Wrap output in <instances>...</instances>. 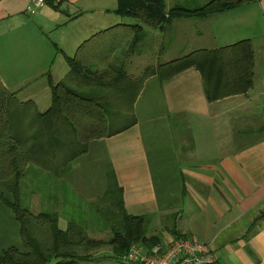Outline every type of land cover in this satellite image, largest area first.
Listing matches in <instances>:
<instances>
[{"label": "crops", "instance_id": "0c3cea01", "mask_svg": "<svg viewBox=\"0 0 264 264\" xmlns=\"http://www.w3.org/2000/svg\"><path fill=\"white\" fill-rule=\"evenodd\" d=\"M116 5L117 0H62L58 4L50 0L28 12L31 0H0V40L6 41L9 48L7 64L0 62L3 85L7 87V82L18 84L40 74L47 79L45 84L49 88L48 75L43 73L53 46L66 62V56H73L77 47L97 32L119 23H134L124 22L122 18L126 17L114 11ZM175 5L188 9L200 6L187 7L182 3L172 6ZM46 13L55 20L51 21L54 26L74 27L65 30L70 32L68 38L62 37L67 45L49 47L42 35H32L31 24L44 28L39 18ZM31 14H36L34 21L28 18ZM112 14L121 19L112 18ZM83 17H87L86 23L77 22ZM155 29L157 32L147 33L143 28V36L134 46L129 36L123 42L129 54L125 53V56L120 42L115 39L122 34L123 28L94 37L93 40L109 35L116 46L112 51V46L107 43L100 44L87 50L86 56L91 59L99 49L109 50L105 52L109 58L104 64L109 62L122 70L112 76L120 91L106 92L110 96L113 115L110 129H122L133 118L135 121L116 134L91 140L89 147L97 143L96 148L103 153L108 168L113 169L122 188L127 212L150 215L148 233L158 234L161 237L159 243L172 239L174 229L179 234L207 243L221 264H264V217L256 219L264 208V114L258 121L256 119L264 87L260 85L258 90L254 89L258 65L264 66V0L206 16L177 17ZM244 39L251 41L254 51L253 83L246 93L208 101L200 72L195 67H188L164 80H159L156 74L141 79L148 66ZM149 40L153 42L152 47L145 44ZM141 51L140 59L144 61L149 57V63L138 67L134 54L140 56ZM115 53H121L122 58H115ZM46 73L50 74L49 71ZM64 75L54 79L50 74L53 82ZM263 78L264 75L260 83ZM153 82L156 83L152 84L154 92L142 104L144 110L151 111L154 98L160 97L164 114L176 118L186 131L182 142L186 157L175 156L167 168L160 164V159L156 165L151 162L150 146L137 117V108L141 106L139 100L146 86ZM12 93L15 96L16 93ZM34 111L35 105L31 112ZM176 146L181 147L179 143ZM67 172L61 177L62 181L67 179ZM104 172L106 175L107 169ZM53 212L58 215V227L65 229L70 219L63 218L59 211Z\"/></svg>", "mask_w": 264, "mask_h": 264}, {"label": "trees", "instance_id": "16d2710c", "mask_svg": "<svg viewBox=\"0 0 264 264\" xmlns=\"http://www.w3.org/2000/svg\"><path fill=\"white\" fill-rule=\"evenodd\" d=\"M254 1L259 0H208L194 9L177 5L166 9L163 0H117L115 13L136 22L113 25L84 40L73 56L65 57L69 69L59 81L53 82L47 73L51 103L43 112L32 113L34 104L30 100L17 103L0 80V187L9 193L6 196L0 191V201L11 210L20 238L19 245L0 250V264H99L107 256L123 264L133 244L149 249L161 242L158 234L148 233L149 214L133 215L125 209L122 188L112 168L107 169L106 188L100 198L111 197V211L101 212L104 218L110 214L106 218L111 230L107 241L90 237L75 220L60 229L56 212L30 211L20 202V180L29 166L61 177L77 158L87 153L91 140L111 136L134 123L135 118L122 129H110L113 115L107 93L120 91L112 76L122 70L109 62L104 64L109 58L105 52L109 50L99 49L91 59L86 56L88 44L96 35L121 27L124 30L115 39L120 42L121 36L130 34L134 46L143 36V24L160 28L177 17L206 16ZM188 67L200 72L208 101L246 93L253 83L251 41L244 39L217 49L196 50L170 62L148 66L141 79L156 74L164 80ZM260 217H264V208L256 219ZM180 236L185 235L173 229V237ZM105 245L110 252L100 255L99 249Z\"/></svg>", "mask_w": 264, "mask_h": 264}, {"label": "rangeland", "instance_id": "374dc122", "mask_svg": "<svg viewBox=\"0 0 264 264\" xmlns=\"http://www.w3.org/2000/svg\"><path fill=\"white\" fill-rule=\"evenodd\" d=\"M166 9L171 7L175 3H182L187 7H193L194 5H202L207 2V0H164ZM52 8L51 5H47ZM54 8V7H53ZM62 8V6H61ZM54 13V10L52 11ZM36 14H31L28 16L31 20L34 21ZM112 18L121 19L120 17L112 14ZM86 18L83 17L77 22L81 24L86 23ZM41 25L40 26L31 24V32L33 36H43L44 43L49 47H52L53 44L56 45H67L64 44L63 35L68 38L70 32H65L69 27L54 26L52 22H55L54 19H51L49 14L46 13L39 18ZM124 22H136L134 18H122ZM52 21V22H51ZM74 24V23H72ZM79 24V23H78ZM74 26V25H72ZM81 27L80 25H76ZM75 27V28H77ZM71 30L74 27H70ZM69 28V30H70ZM144 30L149 32H157V29L143 24ZM131 36L130 34H125L120 38V48L123 50L122 53L125 56L126 46H123V42ZM107 37L108 39H106ZM107 43L109 47L116 46V42L113 39H110L109 35H104L102 38L97 37L95 40L90 41L88 44L87 50L97 48L98 45H104ZM152 40L146 41V45L152 47ZM8 44L6 41L0 40V62L7 64L8 58ZM59 47V46H58ZM149 52L148 49L144 50ZM129 55L128 53H126ZM62 54L55 49L53 46L52 53L50 55V60L48 67H46L43 75H46L47 71L50 72L52 78L56 79L60 77L59 75H64L67 71L68 66L64 59L61 57ZM137 60V66L146 63H149V57H145L144 61L140 59L143 56H138L134 54ZM115 58H122L121 53H115ZM52 61V62H51ZM51 62L52 65H49ZM146 63V64H147ZM35 66V65H34ZM264 75V66L263 64L258 65L254 89L258 90L260 85L264 87V78L260 83L261 77ZM29 80L20 82L18 84H12L7 82V89L10 92H15V101L24 102L30 98L35 104L36 112H42L47 109L50 100V91L46 87L45 82L47 79L40 77V74L32 75ZM152 84L146 86L145 92L139 100L141 106L137 108V117L140 121L141 129L145 135V139L149 143V155L151 162L154 165L157 164V159H160V164H163L165 167L169 162L173 161L175 156H180L182 159L186 157V152L183 146V139H185L186 131L182 124L176 122V118L168 117L164 114V105L162 99L155 97L153 100V106L151 111H145L142 104L144 101L151 98L152 93L154 92V87ZM138 102V103H139ZM264 114V96L258 101V112H257V121L259 118H262ZM179 143V146L176 145ZM97 143H92L89 147V151L82 155L80 158H77L69 168L65 181H62V176L57 177L51 174L44 172L43 170H38L35 167H29L19 183V198L22 205L29 208L32 212L44 211V212H53L59 211L60 215L66 220H75L79 222L86 230L87 234L95 239L108 240L111 237V230L109 228V220H106L107 217H110V214H107L105 218L102 216L101 212L107 209L111 211L109 202L111 200L110 195L107 196L108 200L106 201L103 198L104 190L106 188V175L105 170L108 168L107 162H105L103 153L96 148ZM176 146V148H175ZM176 150V151H175ZM177 161H180L178 159ZM182 161V160H181ZM167 168V167H166ZM162 174V173H159ZM167 175V173H165ZM68 180V181H67ZM64 182V183H63ZM0 191L6 196H9L6 190L0 187ZM2 203V202H1ZM0 203V250L9 246L12 243L20 244L18 237V226L14 220L13 214L9 207H6L3 203ZM153 231V228L150 229ZM100 255L107 254L110 252V247L108 245L103 246L99 249ZM99 264H118L116 261L110 257H106L104 260H101Z\"/></svg>", "mask_w": 264, "mask_h": 264}, {"label": "built area", "instance_id": "2783aa9c", "mask_svg": "<svg viewBox=\"0 0 264 264\" xmlns=\"http://www.w3.org/2000/svg\"><path fill=\"white\" fill-rule=\"evenodd\" d=\"M50 0H31L27 11L31 12ZM58 4L62 0H52ZM215 255L209 245L190 236L173 237L166 243H156L149 249L133 244L123 264H212Z\"/></svg>", "mask_w": 264, "mask_h": 264}]
</instances>
